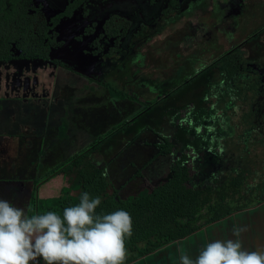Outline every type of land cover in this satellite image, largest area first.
Instances as JSON below:
<instances>
[{
    "label": "flooded vegetation",
    "instance_id": "af4514ba",
    "mask_svg": "<svg viewBox=\"0 0 264 264\" xmlns=\"http://www.w3.org/2000/svg\"><path fill=\"white\" fill-rule=\"evenodd\" d=\"M211 1L0 0V111L25 114L43 107L53 109L56 104L51 106L43 100L56 101L68 92L88 90L94 94L95 89L86 86L87 80L101 87L135 89L137 99L146 102L139 116L162 112L166 117L175 112L171 119L173 126L178 127L176 116H194L202 109L201 99L197 102L196 96H190L189 101L183 102L181 96L185 94L187 98L192 84L217 72L216 80L209 82L202 98L209 107L214 106L215 93L210 100L207 93L220 77L219 63L229 53H236L238 62L244 63L243 70L248 71L244 72L245 79H254L259 85L258 93L263 92L258 100L264 101V55L259 53L253 61L247 58L251 52L248 45L264 34V27L238 39L234 24L227 28L217 20L218 16L210 15ZM242 10L241 5L237 12ZM197 19L213 33L226 34L231 48L213 49L209 63H200L193 76H186L185 70V75L171 74L169 68L162 69L160 65L156 70L160 77L153 74V78L149 73L154 67L152 58L144 50H153L155 38L171 43L181 41L188 33L186 27L193 24L199 32L201 24H195ZM262 112L264 115V109ZM93 114L96 121L107 123L102 124L116 121L114 112L105 117ZM258 120L255 122L260 125L262 121ZM260 128H255L251 136L255 138L254 133H259L256 137L264 139V125Z\"/></svg>",
    "mask_w": 264,
    "mask_h": 264
},
{
    "label": "trees",
    "instance_id": "16d2710c",
    "mask_svg": "<svg viewBox=\"0 0 264 264\" xmlns=\"http://www.w3.org/2000/svg\"><path fill=\"white\" fill-rule=\"evenodd\" d=\"M243 64L236 59V53L226 54L218 65L220 77L207 93L209 100L215 93L214 106L202 108L194 116L186 114L183 117L180 114L175 117L176 123H180L177 126L201 143L202 152L198 153L190 146L175 156L176 144L163 137L159 153L154 158H169L167 163L164 162L169 166L166 165L169 173L161 181H149L140 193L125 197L122 195L124 186L118 188L110 178L108 165H95L93 154L107 137L126 126L122 124L117 131L97 138L89 147L54 167L41 180L43 185L58 176L68 177L69 186L63 188L60 196L40 198L39 183H36L28 213L50 209L62 213L65 206L79 202L83 191H88L91 196L99 195L101 204L97 212L124 208L133 217V230L125 240L127 254L123 262L132 264L235 213L262 205L264 179H259L258 162L262 165L264 160L257 151L264 153V139L249 134L247 139L251 138L246 145L256 151L252 153L251 149H245L239 156L242 166L228 169L225 167L226 151L222 152L219 143L212 141L219 137L214 127L224 126L228 117L239 119L237 124L241 127L251 125V131L245 132L252 133L255 128L261 130L260 126L264 125V101L258 100L263 92L258 93L259 85L254 79H245L244 72L248 71L243 70ZM109 89L111 95L115 93L120 98H128L127 93H120L113 86ZM260 116L262 118L258 120ZM256 119L262 121L260 125ZM61 131L67 136L68 123L63 122L60 129L59 136L63 138ZM225 144L230 149V146H239L241 141L236 143L232 139ZM149 164L140 170L137 177L145 176L144 171ZM207 167H212V171Z\"/></svg>",
    "mask_w": 264,
    "mask_h": 264
},
{
    "label": "rangeland",
    "instance_id": "374dc122",
    "mask_svg": "<svg viewBox=\"0 0 264 264\" xmlns=\"http://www.w3.org/2000/svg\"><path fill=\"white\" fill-rule=\"evenodd\" d=\"M212 3V1H211ZM243 6L244 10L242 12L238 13L237 10H239L240 6ZM241 9V8H240ZM213 13H211L212 11ZM208 12H210L212 16H218L217 20L222 21L225 23V27L230 28L233 24L235 25L236 29L238 30L237 38H245L246 36L250 35V33L255 32L257 29L264 27V0H246L244 3L240 2L239 0H213V3L211 4L210 8H208ZM229 16L227 18V16ZM200 19L196 20L197 25L201 24L198 28L199 32L195 30L194 24L193 26L186 27L188 28V33L185 35V38L181 39L179 42L171 43L167 39V41L164 42L161 38H155V43L153 44V50H144V52H147L150 55V58H152L153 62V69L149 72L150 75L153 78H156L161 73L158 74L156 70L160 69V65H162V69L169 68L170 73L174 74V72L180 73L183 75V70L186 72V76H193L196 71L198 70L197 67H199V64H205L207 65L212 58V50H220V51H227L231 48V44H228L229 39L228 36L224 33H220L217 35V33H213L210 28H208L206 25L203 24ZM226 21V22H225ZM232 24V25H231ZM234 27V26H232ZM238 27V28H237ZM197 33V34H196ZM179 33L177 32V35ZM171 38V37H169ZM176 40V39H175ZM169 43V45H168ZM160 45H162L161 48ZM166 45V47H165ZM165 47V48H164ZM248 50L251 51L247 58H249L250 61L255 60L257 55L259 53L264 55V34L260 35L257 40L250 43L248 45ZM180 71V72H179ZM217 72H214L210 74V77H205L202 79H199L196 81V83L192 84L190 89L191 95H187V98L184 95L181 97V101L188 100L190 96H196L197 102L204 96L205 91L207 90V86L210 81H214L217 78L216 75ZM156 76H154V75ZM185 75V74H184ZM160 77V76H159ZM119 92L123 93L122 90L119 89ZM83 99H86L88 97L87 94L82 95ZM114 97L118 98L119 95L113 94ZM74 95L72 94L70 96V93L66 94L65 97H61L56 101L51 100H43L47 104L53 106V104H56L53 109L45 108L41 109L39 111H30L24 113H20L18 116V113L15 114L14 111H0V133L1 135L9 134V137H13L16 135H21L24 139H31V140H42V163L39 168H41V172L38 171V175L41 174V180L46 177L48 172L52 170L54 167L58 166L59 164L67 161L76 153V151H83L84 146L88 143V137L89 139L91 136L84 137L81 142H78L74 147H71L69 144V141H58V139H66L67 136L64 135V133L61 131V133L64 135L62 138L61 136H58L57 134V125H59V117H62L64 115V106L65 104H68L70 100H73ZM97 98H100V96H97ZM120 98V97H119ZM200 100V108H207L209 107L208 104H206V101ZM42 101V102H43ZM95 101V97L90 98V102ZM101 101V100H100ZM43 102V103H44ZM65 103V104H64ZM45 105V104H43ZM64 105V106H63ZM14 112V114L12 113ZM96 112L100 115L110 116L113 113V110L111 108H101L95 110L94 107H85L83 108V113L81 114L83 116L82 119H84V127L85 130H89L90 125H95L93 129L89 131L93 136L96 135V133L99 132L98 130V123L100 126L102 123L99 121L94 122L93 120H96L98 118L93 116V113ZM175 112L172 114L162 115V112H158L157 114H154L150 116L149 114L146 116H139L141 119H139L135 124L137 126H140L141 128H135L134 131H132L131 136L137 135V133L141 132L140 130H144L143 126H147L153 129V131H146L142 137L144 141H156L161 142L162 137H168L170 138L175 144H176V155H179L186 147L192 146V148L195 149L198 153L202 152V145L200 142L196 140L195 137L191 133H186L183 130L179 129L176 126H173L172 119L174 118ZM13 114V115H12ZM48 114L50 116H48ZM84 114V115H83ZM15 117V118H13ZM153 118V119H152ZM172 118V119H171ZM16 120L13 124V126H7L8 123H10V120ZM151 119V121H150ZM68 118L65 116L62 118V124L63 122L66 124ZM171 120V121H170ZM108 122V121H107ZM239 119H235L232 117H228L226 119L225 125L220 127H214L215 131H218L219 137L216 140H212L215 143H219V146L221 147V151H226L225 156V167L228 168H239L242 166L239 156L243 153V151L246 149H251V152L254 153L256 150L254 148H249L246 143L247 137L251 132H245V131H251L249 124L243 125L242 127L238 125ZM106 123V122H105ZM6 124V125H5ZM107 124V123H106ZM105 124V125H106ZM69 125V124H68ZM102 128L103 127L102 125ZM82 129L76 128L73 135V140H76L77 135L81 136L83 133L81 132ZM259 133H254V136H258ZM57 139H56V138ZM127 137V136H126ZM1 138V137H0ZM29 138V139H28ZM125 139V138H124ZM234 140V142L238 143L241 141V144L239 146H230V149L226 147L227 144H225L228 140ZM120 141H125L123 139H119ZM226 140V141H225ZM246 140V141H243ZM211 141V142H212ZM76 142V141H74ZM86 143V144H85ZM226 148V149H225ZM48 149V150H47ZM81 149V150H79ZM119 149V148H118ZM30 147H27L26 151H29ZM232 153H230V151ZM98 151V150H97ZM96 151V152H97ZM116 152H112L110 150L106 151L105 149L101 148L94 156H93V162L97 167L107 166V163H110L111 159L115 156L118 150H115ZM258 154H260V158L264 160V153L262 151H257ZM35 153V152H34ZM3 152L0 153V171L4 170L3 164L7 161L4 157ZM33 154L27 153L26 155H22L20 158L21 163L20 167L22 170H25L24 176H27V181L29 178H32V174L34 172L35 166H31V161L33 160ZM150 158V155L148 157H145V161ZM159 159V162L154 166L153 169L150 171L147 169L145 172L148 175V177L155 176L154 179L156 181H161L163 178L167 176L169 173V166L167 161H169V158L166 159ZM166 162V163H164ZM106 163V164H105ZM258 175H260L259 179L262 181L264 179V164H260L258 162ZM35 165V164H34ZM168 167H167V166ZM218 166V165H217ZM108 168V167H107ZM208 171H212V167H207ZM23 172V171H22ZM109 172V168H108ZM112 172V171H111ZM118 172V171H117ZM144 172V173H145ZM157 172V174H156ZM7 173V174H6ZM13 173V172H12ZM3 174H6L4 176V179H11V175H8V172H4ZM112 176H117L116 172H112ZM119 177V176H118ZM263 177V178H262ZM115 178V177H114ZM122 183L116 182L118 187H123L124 190L122 191L123 196H127L129 194H136L140 193L143 190V186L145 184L149 183L147 178L143 181L139 182V180H135V182H131V176L130 174L125 175L124 177H121ZM125 182V183H124ZM32 185V184H31ZM69 186V179L66 176H59L55 180L53 179L51 182L43 186V190L40 193V197L42 199L44 198H52V197H58L61 195L63 188ZM16 188H14V191ZM31 197L26 196L23 201H21L22 204L25 205L26 211L28 210V204L30 202Z\"/></svg>",
    "mask_w": 264,
    "mask_h": 264
},
{
    "label": "crops",
    "instance_id": "0c3cea01",
    "mask_svg": "<svg viewBox=\"0 0 264 264\" xmlns=\"http://www.w3.org/2000/svg\"><path fill=\"white\" fill-rule=\"evenodd\" d=\"M86 86L88 85L89 90L95 89V93L91 94V92L84 91V92H71L70 96L73 94V100H70L68 104L64 106V115L59 117V125H57V134L59 136L60 129L62 126V118L67 117L68 120V138L66 139H58V141H69L71 147H74L78 142H81L84 137L91 136L88 143L84 148L89 147L97 138L105 136L112 133L113 130H116L120 125L126 124L121 131H117L113 133V135L107 137L105 142L101 145V148L105 149L106 151L110 150L112 152H116L115 156L111 159L110 163L108 164L109 168V175L112 179L115 186H117L116 182L122 183L121 177L130 174L131 182H135V180H139V182L143 181L147 178L148 182L153 181L155 176L148 177L146 174V170L149 171L154 168V166L159 162V159L154 160L159 153V144L163 141V137L161 142L156 141H144L142 139L144 133L146 131H153L152 128L147 127L146 125L143 126L144 130H140L141 132L134 134L131 136L132 131L135 128H141L137 126L136 123L139 119H141L143 114L139 117V112L145 108L146 102L142 99H137L139 96L137 95L138 92L131 91L128 88H120L123 92L128 94V98H116L111 95L109 87H101L99 85L91 84V82L86 80ZM90 85V86H89ZM133 88V87H132ZM84 94H87L88 97L83 99ZM94 95V96H91ZM100 96V98H97ZM137 96V97H136ZM141 96V95H140ZM95 97V101L90 102V98ZM80 98V99H79ZM142 98L146 99L144 93H142ZM193 99V98H191ZM101 100V101H100ZM95 110L101 108H111L116 116V121H112L111 125H105L98 123V130L99 132L96 135H92L89 133L91 129L94 128L95 125H90L89 130H85L84 127V119L81 115L83 113V108L85 107H94ZM14 114V112H12ZM18 112H15L17 114ZM12 114V115H13ZM20 113H18L19 116ZM36 114V112L34 113ZM84 115V114H83ZM48 116H50L48 114ZM95 117V115L93 114ZM103 117V115H98ZM146 116V115H145ZM15 118V117H13ZM11 122L7 124V126H13L16 120H10ZM97 123L96 120H93ZM105 121H102L104 123ZM137 124V125H135ZM6 125V124H5ZM78 128L83 133L81 136L77 135L76 140H73V133ZM0 133V153L3 152L4 158L7 160L4 166V170L0 171V197L8 199L13 203L22 206L25 208V205L21 203L23 199L28 196L31 197L29 205L32 200V194L35 191L36 183H39V190L38 195L40 197V193L43 190V186L48 184L50 181H47L43 185L41 184V174L38 175V171L41 172V168L38 166L42 163V140H27L24 139L21 135H14L13 137H9V134L1 135ZM87 135V136H86ZM127 136V137H126ZM56 138V137H55ZM123 139L125 141H120L119 139ZM125 138V139H124ZM57 139V138H56ZM76 141V142H74ZM78 141V142H77ZM78 145V144H77ZM27 147H30L29 151H26ZM99 148L98 151L101 149ZM119 148V149H118ZM48 150V149H47ZM81 150V149H79ZM97 151V152H98ZM27 153L33 154V160L31 161V166H35L34 172L32 174V178H29L27 181V176L25 174V170H22L20 167L21 160L20 158L22 155H26ZM35 152V153H34ZM96 152V153H97ZM79 153L76 151L74 155ZM94 153L93 156L96 154ZM72 155V156H74ZM150 158L148 160H144L145 157ZM165 159V158H162ZM161 159V160H162ZM154 160V161H153ZM160 160V161H161ZM150 163V164H149ZM35 164V165H34ZM106 164V163H105ZM148 165V168L145 169V173L143 177H137L140 170L143 169L144 166ZM8 172V175H11V179L9 178L4 179V176L7 174H3L4 172ZM23 171V172H22ZM116 172L117 176H112V172ZM118 171V172H117ZM13 172V173H12ZM157 174V172H156ZM119 176V177H118ZM59 177V176H58ZM57 178V177H56ZM54 178V180L56 179ZM125 183V182H124ZM32 184V185H31ZM147 185V184H146ZM118 187V186H117ZM14 188H16L14 191ZM120 188V187H118ZM145 188V184L143 189ZM137 194V193H136ZM133 194H129L130 196ZM42 198V197H40ZM27 210V211H28ZM235 226H239L243 230L240 233V239L242 241V245L244 248L248 250H264V203L258 207L247 209L238 213L233 214L225 219H222L216 223L211 224L210 226L202 229L201 231L193 234L192 236L175 242L154 254H151L141 260H138L132 264H180L179 256L181 253H187L189 255H195L199 248L205 243L208 239H224V238H232L235 239L236 236L233 234V228ZM44 264V263H43Z\"/></svg>",
    "mask_w": 264,
    "mask_h": 264
},
{
    "label": "clouds",
    "instance_id": "9594fccd",
    "mask_svg": "<svg viewBox=\"0 0 264 264\" xmlns=\"http://www.w3.org/2000/svg\"><path fill=\"white\" fill-rule=\"evenodd\" d=\"M99 195L80 193L78 203L61 212L29 214L0 197V264H123L126 237L133 217L124 208L97 212ZM233 228L235 239H208L195 255L181 253L180 264H264V250H248Z\"/></svg>",
    "mask_w": 264,
    "mask_h": 264
},
{
    "label": "built area",
    "instance_id": "2783aa9c",
    "mask_svg": "<svg viewBox=\"0 0 264 264\" xmlns=\"http://www.w3.org/2000/svg\"><path fill=\"white\" fill-rule=\"evenodd\" d=\"M38 260H39V264H43L44 263V261L41 258H38Z\"/></svg>",
    "mask_w": 264,
    "mask_h": 264
}]
</instances>
